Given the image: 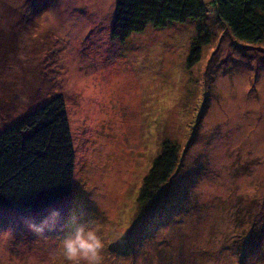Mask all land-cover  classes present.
<instances>
[{
    "label": "rangeland",
    "instance_id": "1",
    "mask_svg": "<svg viewBox=\"0 0 264 264\" xmlns=\"http://www.w3.org/2000/svg\"><path fill=\"white\" fill-rule=\"evenodd\" d=\"M203 1L213 41L189 67L196 22L122 41L117 0H0V133L64 97L74 176L56 207L96 222L103 264H264V44L233 38ZM165 143L177 165L143 208ZM49 211L0 212V264H65L73 225L26 224Z\"/></svg>",
    "mask_w": 264,
    "mask_h": 264
},
{
    "label": "trees",
    "instance_id": "2",
    "mask_svg": "<svg viewBox=\"0 0 264 264\" xmlns=\"http://www.w3.org/2000/svg\"><path fill=\"white\" fill-rule=\"evenodd\" d=\"M213 2L217 20L233 38L247 44H264V0ZM207 18L203 0H117L113 37L125 41L133 33L144 32L149 24L160 29L172 23L196 22L188 61L192 67L201 60L204 47L213 41ZM5 129L0 133V212L48 211L71 196L75 150L64 97L58 95ZM178 156L176 147L164 144L144 181L141 207H153L159 188L161 192L172 178ZM169 221L157 222L156 228H166ZM244 236L249 240V233ZM241 259L245 263L246 255Z\"/></svg>",
    "mask_w": 264,
    "mask_h": 264
},
{
    "label": "clouds",
    "instance_id": "3",
    "mask_svg": "<svg viewBox=\"0 0 264 264\" xmlns=\"http://www.w3.org/2000/svg\"><path fill=\"white\" fill-rule=\"evenodd\" d=\"M26 224L29 230L37 234L73 225L72 230L64 234L60 242L65 264H103L106 241L95 221L80 222L78 214L69 216L63 208L56 207L39 220H26Z\"/></svg>",
    "mask_w": 264,
    "mask_h": 264
}]
</instances>
